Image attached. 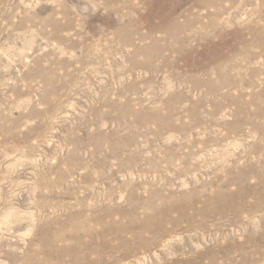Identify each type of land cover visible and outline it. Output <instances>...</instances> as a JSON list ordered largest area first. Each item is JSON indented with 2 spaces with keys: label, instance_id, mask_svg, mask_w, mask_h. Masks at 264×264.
Instances as JSON below:
<instances>
[{
  "label": "rangeland",
  "instance_id": "374dc122",
  "mask_svg": "<svg viewBox=\"0 0 264 264\" xmlns=\"http://www.w3.org/2000/svg\"><path fill=\"white\" fill-rule=\"evenodd\" d=\"M0 264H264V0H0Z\"/></svg>",
  "mask_w": 264,
  "mask_h": 264
},
{
  "label": "bare ground",
  "instance_id": "6f19581e",
  "mask_svg": "<svg viewBox=\"0 0 264 264\" xmlns=\"http://www.w3.org/2000/svg\"><path fill=\"white\" fill-rule=\"evenodd\" d=\"M217 208V207H216Z\"/></svg>",
  "mask_w": 264,
  "mask_h": 264
}]
</instances>
